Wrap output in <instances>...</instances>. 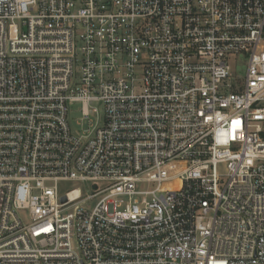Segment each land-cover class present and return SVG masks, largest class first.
Returning a JSON list of instances; mask_svg holds the SVG:
<instances>
[{
  "label": "built area",
  "instance_id": "2783aa9c",
  "mask_svg": "<svg viewBox=\"0 0 264 264\" xmlns=\"http://www.w3.org/2000/svg\"><path fill=\"white\" fill-rule=\"evenodd\" d=\"M0 264H264V0H0Z\"/></svg>",
  "mask_w": 264,
  "mask_h": 264
},
{
  "label": "rangeland",
  "instance_id": "374dc122",
  "mask_svg": "<svg viewBox=\"0 0 264 264\" xmlns=\"http://www.w3.org/2000/svg\"><path fill=\"white\" fill-rule=\"evenodd\" d=\"M230 64H233V74H236L235 73V68H238L240 70V72H237L238 75H242V72H243V66H244V63H240L239 61L235 60V61H230ZM237 80H240V79H237ZM88 109L91 111L92 109H97L98 111V115H102V108L97 105V104H94L92 106H88ZM71 125H72V128L75 132L77 133H82L83 131L85 130H88L90 129L89 128V122L87 120H85L81 114V105L78 103V104H74L72 107H71ZM89 121H91L92 123V126L94 125V123L96 122V115L95 114H91L90 117L88 118ZM219 172L222 173V168L219 169ZM107 182H96V183H87V187L88 189H90L91 191L94 190L93 187L95 186L98 190L107 186ZM85 184L83 183H80V182H72V181H65V182H59L58 183V189L60 191V193H63V192H66L68 190H72V189H76V188H80L82 191L85 190V187H86ZM154 186H150V188H153ZM18 216L19 218L22 220V222L24 224H27L28 221H29V216H28V213L25 212V211H21V212H18Z\"/></svg>",
  "mask_w": 264,
  "mask_h": 264
},
{
  "label": "water",
  "instance_id": "95a60500",
  "mask_svg": "<svg viewBox=\"0 0 264 264\" xmlns=\"http://www.w3.org/2000/svg\"><path fill=\"white\" fill-rule=\"evenodd\" d=\"M64 201H65V199H64V198H61V199H60V202H62V203H63Z\"/></svg>",
  "mask_w": 264,
  "mask_h": 264
}]
</instances>
